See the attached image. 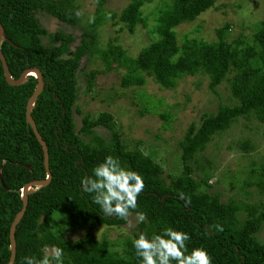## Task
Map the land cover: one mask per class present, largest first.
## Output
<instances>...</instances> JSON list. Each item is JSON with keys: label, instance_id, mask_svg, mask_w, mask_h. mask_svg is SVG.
I'll return each instance as SVG.
<instances>
[{"label": "trees", "instance_id": "trees-1", "mask_svg": "<svg viewBox=\"0 0 264 264\" xmlns=\"http://www.w3.org/2000/svg\"><path fill=\"white\" fill-rule=\"evenodd\" d=\"M76 0H0V23L8 40L0 49L8 70L18 78L29 67L38 68L44 80L42 91L31 110L37 130L48 147L51 180L28 195L26 210L15 228L16 255L14 264H24V257H42L44 247L58 246L64 250L63 264H140L133 240L141 232L149 237L171 227L189 234V252L202 247L212 258V264H264V243L256 234L264 225V161L250 174L259 172L253 182L263 194L257 202H242L233 198L222 200L220 193L209 191L212 174L200 165L196 155L204 151L215 135L224 133L239 117L253 115L264 123V19L259 21L250 40L229 39V23L215 29L214 40L185 37L178 42L175 27L191 22L217 0H160L155 7L152 31L155 39L142 47L136 56L113 41L97 45V29L105 12L107 0H96L94 22L87 21L79 43L69 50L73 37L57 34L54 43L45 44L47 30L37 12L43 11L64 23L75 24ZM145 1L131 0L118 16L129 32L144 25L147 16L141 6ZM116 18L115 12L109 14ZM58 42V43H56ZM66 53L69 55L66 56ZM97 54L103 64L100 70L87 74L90 89L97 73L123 69L121 86L142 85L145 75L166 88L177 85L184 75L201 73L208 79L211 92L219 95L217 86L228 84L233 104L219 102L214 113L203 114L198 124L192 122L178 141L183 171L162 177V167L139 145L130 148L115 130L112 114L101 112L96 117L85 114L75 130L72 106L77 96L76 73L83 56ZM29 75L19 85L6 82L0 61V264L9 260V227L22 206L21 189L29 181L46 177L42 147L25 121V108L36 86ZM165 119L170 113L161 114ZM103 127L108 138L95 134ZM85 136H89L88 139ZM243 152L253 150L252 142L238 143ZM107 155L118 157L125 168L138 172L145 188L138 197V207L146 220L136 226L132 236L122 241L123 248L107 237H96L95 226H121L118 217L106 216L93 202L94 194L81 190V180L92 176L97 164ZM200 170L199 178L193 173ZM190 197L186 204L180 194ZM66 213L68 223L63 234L51 227L54 211ZM223 225L216 231L214 225ZM84 231L74 243L64 234ZM175 264V261H173Z\"/></svg>", "mask_w": 264, "mask_h": 264}, {"label": "rangeland", "instance_id": "rangeland-1", "mask_svg": "<svg viewBox=\"0 0 264 264\" xmlns=\"http://www.w3.org/2000/svg\"><path fill=\"white\" fill-rule=\"evenodd\" d=\"M131 0H107L103 6L105 16L97 29V45L103 47L108 40L119 44L130 56H136L139 50L152 42L156 35L152 31L155 7L160 0L145 1L141 6L143 15L147 16L144 25L138 24L133 32H129L118 18L120 11ZM77 12H81L75 24L64 23L50 14L39 11L37 17L47 30L42 36L45 44L54 43L51 37L69 33L73 40L69 50L81 39L82 31L90 16L96 14V0H76ZM110 12L116 13L112 18ZM264 19V0H217L213 7L203 11L195 20L184 22L175 27L179 43L185 37L203 40H214L215 29L229 23V39L241 37L250 40L259 21ZM58 43V42H56ZM69 54L66 53V56ZM103 68L97 54L83 56L76 73L77 96L72 106L74 127L77 130L82 124V117L89 114L96 117L101 112L112 114L115 130L121 134L130 148L139 145L146 153L151 154L154 161L162 167V177L168 181L169 176H175L183 171L180 159L178 141L183 137L190 123L198 124L203 114L214 113L219 102L233 104L228 84L222 82L217 86L219 95L211 92L208 79L201 73L184 75L177 85L166 88L157 83L151 76L145 75L142 85L121 86V75L124 70H110L97 73L92 87L87 89V74L91 70ZM169 112L165 119L161 114ZM95 134L108 138L109 131L103 127H95ZM89 136H85L88 139ZM250 141L254 148L243 152L238 143ZM200 165L210 168L212 174L208 180L209 191L220 193L222 200L233 198L242 202H257L263 198L258 187L253 182L259 172L250 174L252 167L259 168L264 161V123L253 115L239 117L222 134L215 135L204 151L196 155ZM196 170V169H195ZM200 170L193 173L199 178ZM135 214H133L134 217ZM68 223L66 213L56 210L51 216V229L58 235ZM136 227H129L127 221L121 226H95L93 231L98 238L107 237L116 247L123 248L124 239L132 236ZM84 231L74 235L64 234L67 239L73 236L81 237ZM264 243V225L256 234Z\"/></svg>", "mask_w": 264, "mask_h": 264}, {"label": "clouds", "instance_id": "clouds-1", "mask_svg": "<svg viewBox=\"0 0 264 264\" xmlns=\"http://www.w3.org/2000/svg\"><path fill=\"white\" fill-rule=\"evenodd\" d=\"M79 17L81 12H77ZM90 16L89 23L94 22ZM34 77V76H33ZM145 188L143 177L136 171L122 166L118 157L107 155L102 162L97 164L92 176L81 180V190L94 194L93 202L100 206L102 212L109 217L115 216L127 221L129 227H136L145 222L146 214L142 211L135 212L138 207V197ZM186 204H190V197L180 194ZM216 231H223V225H214ZM74 243L80 237L73 236ZM188 233L165 228L162 233L149 237L141 232L133 240L135 254L140 264H212V258L202 247H194L189 252L187 241ZM42 257H24V264H63L64 250L58 246L44 247Z\"/></svg>", "mask_w": 264, "mask_h": 264}, {"label": "water", "instance_id": "water-1", "mask_svg": "<svg viewBox=\"0 0 264 264\" xmlns=\"http://www.w3.org/2000/svg\"><path fill=\"white\" fill-rule=\"evenodd\" d=\"M5 39L9 41V39L6 37V35L4 33L3 26L0 23V45H1V42ZM0 61L2 64L5 80L7 83H9L11 85H19V84L23 83L29 75L34 76L36 78V81H37L36 86L34 88L33 93L29 96L27 103H26L25 121L31 127L35 137L37 138V140L39 141V143L42 147L44 167L46 170V177L45 178L29 181L26 184H24V186L21 189L22 206L18 210V212L15 214V216H14V218L10 224V227H9L10 255H9V260H8L7 264H14L15 255H16L15 228H16L18 222L20 221V219L22 218L25 210H26V207L28 204V195L31 192H33L36 188L47 185L48 182L51 180V172H50L49 166H48V147H47V144L44 141V139L42 138V136L40 135V133L38 132L35 121H34L33 117L31 116V110L34 107L37 96L42 91L43 86H44L43 75L38 68L29 67V68L23 70L18 78H13L9 73L8 66H7L5 57H4L1 49H0ZM31 71H34L35 74H34V72H33V74H30Z\"/></svg>", "mask_w": 264, "mask_h": 264}, {"label": "bare ground", "instance_id": "bare-ground-1", "mask_svg": "<svg viewBox=\"0 0 264 264\" xmlns=\"http://www.w3.org/2000/svg\"><path fill=\"white\" fill-rule=\"evenodd\" d=\"M33 72H34V71H31L30 74H33ZM34 74H35V72H34Z\"/></svg>", "mask_w": 264, "mask_h": 264}]
</instances>
